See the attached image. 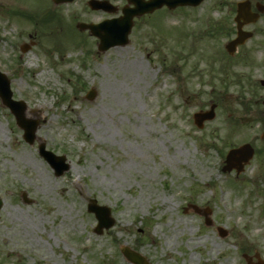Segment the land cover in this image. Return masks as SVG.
Returning <instances> with one entry per match:
<instances>
[{"label": "rangeland", "instance_id": "obj_1", "mask_svg": "<svg viewBox=\"0 0 264 264\" xmlns=\"http://www.w3.org/2000/svg\"><path fill=\"white\" fill-rule=\"evenodd\" d=\"M87 1L0 0V70L38 122L28 143L0 101V264H132L123 244L151 264L264 258V13L233 55L224 44L237 0L163 6L133 18L129 43L98 51L76 23L118 16L127 1L106 0L113 12ZM211 103L198 128L192 114ZM244 141L257 145L253 158L223 172L227 149ZM39 143L69 169L55 175ZM89 197L115 218L101 234ZM188 203L210 209L213 224Z\"/></svg>", "mask_w": 264, "mask_h": 264}, {"label": "water", "instance_id": "obj_2", "mask_svg": "<svg viewBox=\"0 0 264 264\" xmlns=\"http://www.w3.org/2000/svg\"><path fill=\"white\" fill-rule=\"evenodd\" d=\"M61 1L67 0H54V2ZM129 1H132L135 4V7L125 10L123 17H120L118 19L105 20L99 24L83 22H79L77 24L80 29L88 28L91 34L98 37L99 51H103L113 45H124L128 43V33L130 31L132 25V17L134 15H139L143 12L151 11L154 8L161 6L162 4H166L168 7L173 8L177 5H196L202 0H148L145 2H143V0ZM88 3L93 8L102 7L107 10H112V8L106 1L89 0ZM236 5V15L234 17L237 29L236 36L226 44V48L231 54L234 52L237 44L243 43L248 37L252 35L250 31L243 30L242 26L245 23L256 21L259 15L258 12L251 11L249 0L238 1ZM256 8L258 9V11H264V5L260 2L256 3ZM27 46V44H23L22 50H25ZM95 95L96 91L94 89H90L86 97L88 99H92ZM0 97L3 104L7 105L15 115L17 125L23 128L24 139L29 143H32L35 139V130L37 128L38 122L36 120H26L24 118L23 115L25 105L22 101H16L11 98L9 81L3 73H0ZM214 106L215 105L212 104L209 110L198 111L194 113V120L198 127L203 126L204 120L211 119L214 116ZM262 136L264 137V132ZM38 151L54 168L56 175H61L65 170L69 168L70 164L66 162L65 155H56L50 150L45 149L44 143L39 144ZM252 153L253 149L249 144H244L240 147L230 149L226 155V164L223 166V170H231L235 167L237 172H239L242 169L243 164L246 163L252 156ZM22 196L24 197V200L26 202H29V199L26 198V193L23 192ZM1 205L2 201L0 199V207ZM192 206L195 211H200V209L196 205ZM87 210L93 212L97 219V224L94 227V231L97 234L102 233L103 229H108L114 224L115 220L111 216L110 207L104 204H98L95 198L91 197L88 199ZM207 213V211L204 212L205 223L211 224L212 221L207 217ZM217 229L221 236L227 234V231L222 227L218 226ZM120 250L125 258L130 262H133L135 264H150L143 255L126 245H122L120 247ZM256 257H258V261L256 262V264H264V260L260 259L258 254H256ZM250 258L251 257H248L249 260Z\"/></svg>", "mask_w": 264, "mask_h": 264}, {"label": "flooded vegetation", "instance_id": "obj_3", "mask_svg": "<svg viewBox=\"0 0 264 264\" xmlns=\"http://www.w3.org/2000/svg\"><path fill=\"white\" fill-rule=\"evenodd\" d=\"M261 141H262V143L264 145V140H261ZM252 144H253V146L255 147V150H256L257 145H255L254 143H252Z\"/></svg>", "mask_w": 264, "mask_h": 264}, {"label": "bare ground", "instance_id": "obj_4", "mask_svg": "<svg viewBox=\"0 0 264 264\" xmlns=\"http://www.w3.org/2000/svg\"><path fill=\"white\" fill-rule=\"evenodd\" d=\"M114 85H116V83H115ZM116 86H117V85H116ZM0 129H1V127H0Z\"/></svg>", "mask_w": 264, "mask_h": 264}]
</instances>
